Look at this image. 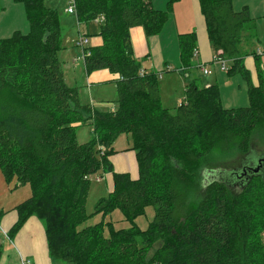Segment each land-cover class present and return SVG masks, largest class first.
Returning a JSON list of instances; mask_svg holds the SVG:
<instances>
[{"label": "trees", "instance_id": "trees-1", "mask_svg": "<svg viewBox=\"0 0 264 264\" xmlns=\"http://www.w3.org/2000/svg\"><path fill=\"white\" fill-rule=\"evenodd\" d=\"M14 1L24 5L29 31L0 39V169L7 183L29 184L31 194L17 205L9 236L35 216L50 256L64 264H264V176L240 190L220 178L205 185L203 176L213 157L244 158L255 132L264 131V71L259 53L244 46L255 39L248 7L235 11L234 0H199L215 58L232 62L229 74L244 75L249 105L224 108L216 85L191 82L170 111L161 106L157 74L141 71L130 31L142 26L148 36L158 34L178 0L165 10L152 0H75L78 21L102 17L103 44L87 47L84 61L87 74L106 69L119 76L118 106L108 111L82 104L78 88L66 83L58 11L46 0ZM180 40L183 59L193 56L196 34ZM248 55L258 61V85L245 68ZM83 125L94 135L81 143ZM121 134L132 138L136 178L115 171L109 160ZM100 171L112 173L114 185L96 212L120 208L130 228L86 224L91 178ZM148 206L154 217L142 230L135 220Z\"/></svg>", "mask_w": 264, "mask_h": 264}, {"label": "crops", "instance_id": "crops-1", "mask_svg": "<svg viewBox=\"0 0 264 264\" xmlns=\"http://www.w3.org/2000/svg\"><path fill=\"white\" fill-rule=\"evenodd\" d=\"M261 1L263 4V14L259 17H253L250 14L251 21L248 24V28L254 31L255 39H249V42H259L257 25L259 21L261 23V20L257 21V19L264 18V0ZM0 5H4L3 7H1V9L6 12V15L11 8L18 9L19 11L21 9V11L25 12L24 5L14 0H0ZM20 5H22L23 8H21ZM246 7L249 8V6ZM15 31L27 33L29 31V23H27V25H25L24 29L22 30L18 29L17 25H9V33L1 37L0 39L10 37ZM131 31H133V40L143 37V39L148 42V47L144 46V58H146L147 61L150 60V65L149 67L147 66V68H142V72L155 73L157 74V76H161L162 71L161 73L158 72L160 70L172 71V73H174V75L171 76L172 79H182V77H184L189 80L188 82L196 83L198 86L201 85V87L216 85L219 88L222 105L224 104L222 100H224L226 96L228 98L227 94L229 90L232 97L228 99V102L239 101L240 97L241 100H243V103L241 104H243V106L247 104L246 100H249V96H247V93L244 92L247 86L246 88H244V83L240 80L239 76L235 74H241L243 77L244 75L240 72H237L232 75L228 74L227 76V73L222 69V66L220 64L221 62L215 58V52L209 39L205 16L202 13L199 0H178L173 5V11L170 13L169 19L163 25L162 30L156 35L148 36L142 26L133 27L131 28ZM164 31H166V34H168V36L170 37V50L167 43H165L166 47L165 49H163L161 37H163ZM248 31L246 32V35H249ZM193 32L196 34L195 46L198 53L195 54L194 51L193 56H187L183 59L180 46L181 35H189ZM78 34L79 36L83 35L88 37L87 32L82 31L80 28L78 29ZM102 44L103 39L98 35L93 39H89V44L87 46L97 47L101 46ZM247 44L244 43V46L246 47ZM163 50L165 53L163 52ZM159 53H163L160 54L161 58L159 57L158 60H154L155 55ZM70 54L71 53H69L68 57L70 56ZM79 58L80 56L78 55V57L75 59V62L76 60H79ZM262 58L264 61V54L262 55ZM257 62L258 61L252 55H248L244 58L245 68L249 72L251 83L254 85H258L259 83ZM259 63L261 67L264 64V62L262 64L261 59L259 60ZM225 64L226 67L229 68L232 62L230 60H226ZM62 69L64 72L65 81L71 87L74 86L72 85L73 76H75L74 82L77 83L78 79H80L81 77V74H83L82 81H80L78 84H85L87 82L88 87H92V84L104 82V80H116L119 77L117 74L111 73L106 69L97 70L90 74H87L85 61L83 63V66L79 69L76 68V66L72 68L71 66L66 65H63ZM75 69H78L79 72L74 75ZM204 69L207 70V73H205ZM68 80H70L71 83H69ZM237 84L238 88L236 86ZM237 89H240L241 91H237ZM82 97V94H79V99L82 104H88L93 108L99 109L95 106L94 96H91L88 102L84 101ZM89 127L92 130V127L90 125ZM93 135L94 134L92 130V136L90 137V139L93 137ZM122 136L123 134L117 137V139L113 142L112 148L114 149L115 153L109 157V160L113 164L115 171L127 172L131 175L132 178H136L138 176V163L136 152L135 150L131 149L133 141L132 138H130L131 136H126L125 140L123 138H120ZM117 142H120L119 148L116 147ZM103 178L108 183L110 192L114 185L113 174L108 172L104 173L102 179ZM29 196L30 195H28L27 198ZM18 202L14 206L10 207L6 204L3 205V203L0 202V243L2 247L0 264H21V262L25 259L31 260L32 264H61L50 256L45 228L37 217L31 216L13 237L9 236L10 230L18 220V211L16 207L22 201H20L19 203Z\"/></svg>", "mask_w": 264, "mask_h": 264}, {"label": "rangeland", "instance_id": "rangeland-1", "mask_svg": "<svg viewBox=\"0 0 264 264\" xmlns=\"http://www.w3.org/2000/svg\"><path fill=\"white\" fill-rule=\"evenodd\" d=\"M234 2H233V6L235 11H241L245 6H249L248 9L251 12L250 13L251 16L259 17L263 14V4L261 0H236V1L234 0ZM152 3L155 9L165 10L167 8L168 0H152ZM46 5L50 8L56 9L60 16V23L62 26L63 35H62V43H61L62 47L59 51L58 56L62 66L66 65V66H71L72 68L76 66V68L79 69L80 67L83 66L84 55H83V50L77 45V39L79 37L78 29L80 28L82 31L87 32L88 38L93 39L95 36H98L100 34L101 22L97 19L90 20L88 22L78 21L76 14L67 13L69 0H46ZM3 6L4 5H0V38L7 35V33H9L8 32L9 25L11 24L17 25V28L22 30L24 29L25 25H27L28 23L26 18V13L24 11H21V9L19 11L18 9L11 8L6 15V12L1 9V7ZM20 6L21 8H23L22 5ZM259 20H261V23ZM257 21H259L257 25L259 42L256 43H254V41L248 42L249 44L246 43L247 46L245 48L248 51L258 52L263 64L264 61L262 55L264 54V18L257 19ZM130 34H131L132 45L134 47L135 57L141 62L142 68H147V66L149 67L150 60L147 61L146 58H144V46L148 47V42L145 39H143V37L133 40V31H131ZM161 38H162L161 40L163 44V49H165L166 47L165 43H167L170 50L171 49L170 37L168 36V34H166V31H164V35ZM69 53L71 54L68 57ZM160 54L163 53L156 54L154 60H158L159 57L161 58ZM78 55L80 56V58L75 62V59L78 57ZM220 64L222 66V69L224 70V72L227 73L228 76L229 74L228 68H223L222 63ZM262 68L264 71V64L262 65ZM78 69H75L74 75L79 72ZM161 71H162V75L158 76L157 79L158 87L160 90L161 106L163 108H168L170 111H175L181 100L184 98L185 90L190 82H188L189 80H187L184 77H182V79L180 78L172 79L171 76L174 75L172 71L160 70L158 72L161 73ZM82 75L83 74H81V77L80 79H78L77 83L74 82L75 76H73L72 85H74L73 87L78 88L79 94H82V96L84 97V98L82 97L84 101L88 102L90 100V97L94 96L95 106L97 108L108 111L117 108L118 92L116 87V81L114 79L104 80V82L92 84V87L91 86L88 87L87 82L85 84H78L80 81H82ZM235 75L239 76L240 80L244 83V88H246V86L248 88L247 80L241 74H235ZM68 82L71 83L70 80H68ZM236 86L238 88V84ZM203 87H207V86H203ZM247 88L244 90V92L247 93L248 96ZM237 91H241V90L237 89ZM227 95L228 98L226 96L224 100H222L223 103L225 104V105L223 104L224 108L245 107L249 105V100L247 99L246 100L247 104L243 106V104H241L243 103L242 102L243 100H241L239 96H238L240 99L239 101L228 102V99L232 97L230 94V90ZM77 134H78L79 142L84 143L88 141L92 136V130L89 127V125H83L78 128ZM126 136L130 137V135L123 134V136L120 138H123L125 140ZM119 145L120 142H117L116 147L119 148ZM251 148L256 152V155L264 154V131L255 132V134L252 137ZM242 159H243L242 154H235L234 156L228 158L213 157L212 160L206 162L205 170L207 169L208 171H210L217 168H224L223 170L234 169L240 165ZM104 173L106 172L100 171L91 178L92 179L91 185L86 202V211L90 217L88 218L86 224L93 225L104 220V221L112 222L113 227L115 229H122V228L128 229L133 224L126 218V216L124 215V213L120 208H116L107 215H104L102 212H96V205L98 201L101 198L107 197L109 195L108 183L104 180V178L98 180V177L103 176ZM30 192L31 190L29 184L16 186L15 181L11 182V184L7 183L0 169V202L3 203V205L6 204L9 207L14 206L18 201L20 202L26 199L27 196L30 195ZM153 217H154V208L152 206H148L146 208V212L135 220V225L138 226L140 229L145 230L149 227L151 221L153 220ZM40 222L43 224L42 221ZM106 229H108V226H106ZM106 234H108V231L106 232ZM157 247H158L157 243H155L152 246V249L150 250V254H152ZM57 261L60 262L61 264H64L59 260Z\"/></svg>", "mask_w": 264, "mask_h": 264}, {"label": "water", "instance_id": "water-1", "mask_svg": "<svg viewBox=\"0 0 264 264\" xmlns=\"http://www.w3.org/2000/svg\"><path fill=\"white\" fill-rule=\"evenodd\" d=\"M259 157H264V154L256 155V152L251 150L237 168L227 170L217 168L205 171L203 173L204 184L207 185L213 178H220L225 180L229 186L240 190L244 187L245 181L255 176H264V164H261L264 159H258Z\"/></svg>", "mask_w": 264, "mask_h": 264}, {"label": "built area", "instance_id": "built-area-1", "mask_svg": "<svg viewBox=\"0 0 264 264\" xmlns=\"http://www.w3.org/2000/svg\"><path fill=\"white\" fill-rule=\"evenodd\" d=\"M67 13H69V14H76L75 0H70L69 1V6L67 8ZM97 20L101 21L102 20V17L97 18ZM88 44H89V38L86 37V36L81 35L77 39V45L83 50V53H85V50L87 48L86 46ZM197 53H198V51L195 50V54H197ZM217 60H219L222 63L223 68H227L226 67V64H225L226 63V60H224V59H217ZM204 71H205V73H207V70L204 69ZM100 179L101 178H98V180H100ZM21 264H32V262L29 259H25V260H23L21 262Z\"/></svg>", "mask_w": 264, "mask_h": 264}, {"label": "flooded vegetation", "instance_id": "flooded-vegetation-1", "mask_svg": "<svg viewBox=\"0 0 264 264\" xmlns=\"http://www.w3.org/2000/svg\"><path fill=\"white\" fill-rule=\"evenodd\" d=\"M258 159H264V157H259ZM257 162V161H256ZM254 164V163H253ZM261 164H264V160L261 161Z\"/></svg>", "mask_w": 264, "mask_h": 264}]
</instances>
